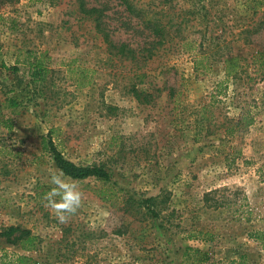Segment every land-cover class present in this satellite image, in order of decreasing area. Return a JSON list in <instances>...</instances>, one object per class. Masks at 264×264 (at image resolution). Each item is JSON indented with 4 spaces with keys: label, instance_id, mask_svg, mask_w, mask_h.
Masks as SVG:
<instances>
[{
    "label": "rangeland",
    "instance_id": "1",
    "mask_svg": "<svg viewBox=\"0 0 264 264\" xmlns=\"http://www.w3.org/2000/svg\"><path fill=\"white\" fill-rule=\"evenodd\" d=\"M84 1L103 9L101 29L76 0H0L3 260L264 264V73L251 60L264 52V0H129L133 13ZM49 141L109 175H63L81 194L64 223L45 200L59 172ZM10 226L29 230L34 248L7 242ZM187 247L205 259L192 263Z\"/></svg>",
    "mask_w": 264,
    "mask_h": 264
},
{
    "label": "trees",
    "instance_id": "2",
    "mask_svg": "<svg viewBox=\"0 0 264 264\" xmlns=\"http://www.w3.org/2000/svg\"><path fill=\"white\" fill-rule=\"evenodd\" d=\"M122 4L125 6V9L129 12H132L135 10V6L129 1V0H120ZM78 4V9L81 13L84 15L91 17L97 24V27L101 29L100 24V18L103 9L97 8V7H86L84 0H76ZM118 50L122 52L124 55H127V57L133 58L134 55H132V50H125V45L122 44ZM237 57H231L226 59L227 65L225 66L226 74L233 75L232 72L237 73L236 69L238 68L237 64ZM252 65L256 66V70L264 73V52H256L254 55H252ZM29 65L31 66L30 75L32 79L34 80H41L43 72H45V67L42 65L41 60L37 57H34V59L29 62ZM219 86V84H218ZM220 87V86H219ZM218 89V88H217ZM219 92V89H218ZM19 102H17L15 99L10 98L7 100V107L15 108ZM250 115V114H249ZM243 125H250L253 121L252 116H248L247 118L242 117ZM241 121H237V123H240ZM50 143V151L52 153L53 162L59 172H62L63 175L75 179V180H83L86 178L95 177L103 181L109 180V175L100 166L91 165V166H80L76 165L73 162L65 159L59 151L56 150V148ZM154 199L148 198L144 200L142 203L144 204H150ZM133 203L134 201L131 200ZM156 215V214H155ZM200 235H202V239L207 241L211 239V234L208 232H199ZM1 235L5 237L6 241L11 244H18L22 250L30 251L32 248H34L36 237L31 235L29 230H22L17 227H8L4 229L1 232ZM12 237V238H11ZM190 253H192L190 255ZM184 256L193 258L192 263L203 261L205 258L206 252H203L197 248L187 247L183 253ZM198 256V257H197ZM197 257V258H196ZM4 256L0 255L1 264H13V261L11 259L5 261L3 260ZM16 264H24L27 260H30L29 257L25 255H17L15 257Z\"/></svg>",
    "mask_w": 264,
    "mask_h": 264
},
{
    "label": "clouds",
    "instance_id": "3",
    "mask_svg": "<svg viewBox=\"0 0 264 264\" xmlns=\"http://www.w3.org/2000/svg\"><path fill=\"white\" fill-rule=\"evenodd\" d=\"M50 184L54 187L45 194L47 206L52 210L55 218L64 223L67 215L74 214L81 204V194L74 183L63 178L62 172L50 173Z\"/></svg>",
    "mask_w": 264,
    "mask_h": 264
}]
</instances>
